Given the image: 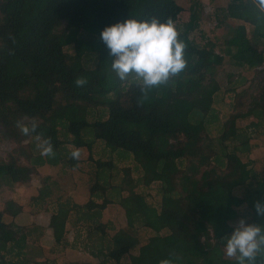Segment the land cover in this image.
Masks as SVG:
<instances>
[{
  "label": "trees",
  "instance_id": "trees-1",
  "mask_svg": "<svg viewBox=\"0 0 264 264\" xmlns=\"http://www.w3.org/2000/svg\"><path fill=\"white\" fill-rule=\"evenodd\" d=\"M187 1L189 19L178 30L187 65L143 90L133 76L121 81L112 72L100 32L127 17L176 26L184 9L175 0H0V141L15 145L0 161V185L27 184L46 166L89 165L83 204L67 196L53 200L57 183L43 178L31 203L49 214L47 227L16 223L22 206L5 203L0 264H123L125 258L128 264H236L221 238L241 218L264 226L254 208L264 203V175L249 159L252 134L264 126V80L247 105L246 89L237 92L244 79H230L225 90L217 81L225 57L243 71L264 68V3L227 0L215 10L218 26L241 23L218 51L210 39L201 45L191 38L200 28V2ZM225 95L226 115L218 107ZM250 119L248 127L237 126ZM44 141L50 155L42 154ZM96 143L116 157L96 156ZM115 205L126 229L112 232L103 214ZM46 229L50 255L78 251L95 262L29 258ZM143 230L152 235L141 244ZM254 264H264V254Z\"/></svg>",
  "mask_w": 264,
  "mask_h": 264
},
{
  "label": "rangeland",
  "instance_id": "rangeland-1",
  "mask_svg": "<svg viewBox=\"0 0 264 264\" xmlns=\"http://www.w3.org/2000/svg\"><path fill=\"white\" fill-rule=\"evenodd\" d=\"M176 3L184 9L180 17V21L175 26L177 31L181 28L182 24L187 22L189 19V7L190 4L187 0H175ZM200 8L197 10V16L200 22V28L191 35V38L201 44L204 40L210 39L218 44V51H221L224 47L225 41L228 39L231 29L234 26L240 25V22L230 21L225 25L218 26L217 22L214 20V12L218 8H224L227 6V0H199ZM248 31L249 26H246ZM70 52H72L70 50ZM230 79L232 83L238 82L244 79V86L238 88L237 92L241 89H246L248 97L245 99V104L249 103V97L257 96L261 86V82L264 80V68H259L253 71H243L241 69L235 68L229 62L228 57L224 58L223 65L218 68L217 71V81L221 88L225 90ZM231 100H229V95L224 96V102L218 105L219 109L226 115L231 108L229 106ZM253 120L238 121L237 126L239 128H246L250 125ZM253 131V129H250ZM264 126L260 127L258 130L252 134V152L249 159L253 161L254 169L259 175H264ZM15 148L12 143L0 141V161L5 160L7 155ZM94 153L96 156L102 158H115L116 154L111 153L107 148L104 147L102 143H96L94 146ZM86 150H80L79 158L81 160L87 159ZM127 164L131 165L130 162ZM121 165V164H120ZM89 165L83 163L79 166L78 170L70 171L64 170L60 167H44L39 169L38 172L31 178V181L24 185H16L12 189L0 185V210H3L5 203L7 201H13L17 205L22 206V213L15 220L16 223L21 225H27L30 223H35L36 225L47 226L49 221V214L45 211L38 210L32 207L31 198L37 195L38 189L41 187L42 180L44 177H51V180L57 183V189L53 194V200L58 197H72L77 203L83 204L88 198V176ZM147 192V191H146ZM154 195V190L151 191ZM237 196L242 197L243 191L237 190L235 192ZM154 198V197H153ZM156 201V199L154 198ZM244 209V208H242ZM243 214V213H242ZM244 215V214H243ZM248 223L260 225L257 223L249 222L250 218H244ZM12 218L9 216L4 217L5 222H10ZM238 219L234 222V226L239 221ZM103 222L109 225L112 232L118 231L119 229H126V221L124 217L123 210L118 206L108 207L103 214ZM47 235L43 237L39 246H30L28 249L29 258L33 260L42 258H58L59 261H72V262H95L88 254L78 252V251H65L59 257L52 256L49 254L50 249L53 246V240L51 236V231L47 230ZM138 238L141 244H143L147 238H149L152 233L147 230L139 232ZM227 256V255H226ZM228 257V256H227ZM128 258H125L123 264H128Z\"/></svg>",
  "mask_w": 264,
  "mask_h": 264
},
{
  "label": "clouds",
  "instance_id": "clouds-1",
  "mask_svg": "<svg viewBox=\"0 0 264 264\" xmlns=\"http://www.w3.org/2000/svg\"><path fill=\"white\" fill-rule=\"evenodd\" d=\"M100 39L112 57L110 68L116 77L124 81L133 76L143 90L167 83L187 65L185 44L170 20L127 17L105 26ZM77 84L82 85L84 81L78 80ZM41 147L43 155L52 153L47 141ZM77 156L78 152L72 153L73 158ZM254 208L258 216H264V203L256 202ZM221 239L225 254L235 258L236 264H254L257 256L264 254V226L250 224L243 218Z\"/></svg>",
  "mask_w": 264,
  "mask_h": 264
},
{
  "label": "crops",
  "instance_id": "crops-1",
  "mask_svg": "<svg viewBox=\"0 0 264 264\" xmlns=\"http://www.w3.org/2000/svg\"><path fill=\"white\" fill-rule=\"evenodd\" d=\"M48 225V224H47ZM44 227H47V226H44ZM47 230H49V229H46V231H45V236L47 235ZM48 236V235H47ZM51 236H52V233H51ZM52 238V237H51ZM72 262V261H71Z\"/></svg>",
  "mask_w": 264,
  "mask_h": 264
}]
</instances>
